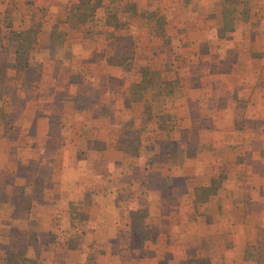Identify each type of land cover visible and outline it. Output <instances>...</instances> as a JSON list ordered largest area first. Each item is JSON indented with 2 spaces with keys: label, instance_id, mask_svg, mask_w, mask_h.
I'll list each match as a JSON object with an SVG mask.
<instances>
[{
  "label": "rangeland",
  "instance_id": "374dc122",
  "mask_svg": "<svg viewBox=\"0 0 264 264\" xmlns=\"http://www.w3.org/2000/svg\"><path fill=\"white\" fill-rule=\"evenodd\" d=\"M143 71L171 92L129 100ZM237 248L264 264V0H0V264Z\"/></svg>",
  "mask_w": 264,
  "mask_h": 264
},
{
  "label": "trees",
  "instance_id": "16d2710c",
  "mask_svg": "<svg viewBox=\"0 0 264 264\" xmlns=\"http://www.w3.org/2000/svg\"><path fill=\"white\" fill-rule=\"evenodd\" d=\"M21 42L26 43L24 40H21ZM19 46H17V49H19ZM22 52H24V55H26L25 58L27 59L28 57L27 52L25 51H22ZM19 54H22V53L19 51ZM150 75L151 76L148 77V73L143 71L141 81L138 83H134L131 86V97L129 98V100L131 101L140 100L143 98L145 94H149V96L154 99V97H157V98L164 97L171 92L169 89L163 90V91L160 90L161 84L153 80L154 73H150ZM168 86H169V83H168ZM14 256H19V255H14ZM14 256L11 255L10 257H14ZM16 258L17 257H15V259ZM21 260L26 261L25 259H21ZM26 262H28L29 264H34V261L32 260H28Z\"/></svg>",
  "mask_w": 264,
  "mask_h": 264
},
{
  "label": "crops",
  "instance_id": "0c3cea01",
  "mask_svg": "<svg viewBox=\"0 0 264 264\" xmlns=\"http://www.w3.org/2000/svg\"><path fill=\"white\" fill-rule=\"evenodd\" d=\"M96 55V57H98L99 56V53L98 54H95ZM100 57V56H99ZM103 62H101L102 64H103V66H104V63H105V56H103V58L101 59ZM228 73H229V75H230V73L231 72H233L234 70H232V69H229V70H226ZM105 72H107V73H109V70H106ZM200 84V83H199ZM201 85L202 84H200V88H197V89H192V90H190V89H188L187 90V93H186V96H185V98L184 99H187L189 102H193L194 104H193V107L194 108H196L197 106H198V104L196 103V98H197V101L199 100V98H201V100H202V98L205 96L204 94H203V92H206L208 89L207 88H201ZM195 92H196V96L194 97V95H190V94H195ZM213 92L214 91H212L210 94H213ZM230 92V91H229ZM239 93V92H238ZM209 94V95H210ZM188 95H190L189 97H188ZM206 96H208V95H206ZM218 96H221V99L219 100V97ZM211 97V96H210ZM212 98V97H211ZM214 100H216V101H223V100H225V98H223V95H222V93H219L215 98H213ZM195 103H196V106H195ZM198 124H200V123H198ZM227 200H229V199H227ZM238 205V204H237ZM239 206V205H238ZM239 208H241L240 206H239ZM241 218H242V216H241ZM55 249H57V247L55 246L54 247ZM239 252V253H238ZM242 254H243V252H241V250L240 249H238L237 248V259H235V262L237 263V264H242L243 263V259H242Z\"/></svg>",
  "mask_w": 264,
  "mask_h": 264
}]
</instances>
